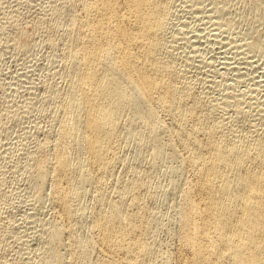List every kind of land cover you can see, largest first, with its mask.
<instances>
[{"label": "bare ground", "instance_id": "6f19581e", "mask_svg": "<svg viewBox=\"0 0 264 264\" xmlns=\"http://www.w3.org/2000/svg\"><path fill=\"white\" fill-rule=\"evenodd\" d=\"M174 1L59 0L51 7L56 30L49 42L62 56L65 87L50 86L56 127L36 142L26 164L34 202H48L52 210L44 223L42 264H160L158 219L149 198L153 171L166 155L185 175L177 249L166 263L264 264V128L250 121L254 128L243 130L249 103L238 95L225 96L218 113L179 68L168 40ZM200 2L192 10L207 13L216 29L200 35L195 21L201 30L193 43L206 39L227 48L226 39L207 38L217 39L225 29L218 15L223 11ZM241 42L232 48L235 56L220 63L237 76L245 74L241 64L253 67L256 60L237 53ZM246 42L251 52L262 47L255 36ZM230 107L239 114L234 121L224 117ZM132 146L127 164L125 151ZM3 233L0 222V264H8Z\"/></svg>", "mask_w": 264, "mask_h": 264}, {"label": "rangeland", "instance_id": "374dc122", "mask_svg": "<svg viewBox=\"0 0 264 264\" xmlns=\"http://www.w3.org/2000/svg\"><path fill=\"white\" fill-rule=\"evenodd\" d=\"M57 1L59 0H0V222L4 226L1 251L3 259L8 264L12 262L42 264V254L46 247L47 233L44 223L50 219L52 210L48 202L43 204L44 207L34 202L36 195L29 180L26 164L29 162L28 153L35 149L36 142L43 140L56 127L54 119L56 103L48 98L50 86L60 84L59 87H65V83L60 79L62 56L56 46H52L49 42L50 35L56 30V20L51 7ZM194 1L175 0L173 3L174 18L168 30L170 53L178 60L179 68L187 74L190 81L196 83L198 92L216 105L218 113L222 110L225 96L228 99L229 95H238L239 98L242 97L243 102L249 103L248 107V103H243L249 113V121L244 123L243 130H252L254 125L264 128V99H262L264 81L263 86L260 83L264 79L261 75L264 74L262 73L264 72V0H202L203 2L196 0L201 1V5L207 8L216 11L218 7L217 10L223 11V16L218 14L219 12L217 14L221 16L219 21L224 24L223 31L226 33L222 31L224 34L221 33L222 37L219 36L217 39L215 36L207 38L213 41L226 39L227 44L225 41L224 43L227 48H222L218 43L205 42L206 39H201L204 42L193 43L194 38L191 37L195 33L198 34L197 31L202 29L200 31L202 33L199 34L204 36L216 29L215 26L212 29L213 24L207 20L209 19L206 18L207 13L192 10V6L196 3ZM226 19L230 21L229 25H225ZM195 21L202 28L199 25L197 27ZM231 36L234 38L231 39ZM253 36L260 38L262 47L251 52L245 49V42L249 43ZM238 38L241 39L240 42L243 40L241 44L244 43L242 47L244 49H237V53L245 51L243 54L240 53L244 55L243 57L248 53L249 55L245 57L248 62L252 61L253 56H255L253 60H259L258 63H255L256 60L252 61L255 64L253 67L236 64L235 66H240L243 74L245 72L242 76H237L235 70L226 71L220 64L224 61V56H235L232 52L236 50L232 48L236 42L240 43ZM234 39L236 42L233 41ZM227 49L231 52L224 54ZM262 62L263 66L259 68ZM219 64L220 68L217 67ZM251 67L253 71L258 67L261 71L258 69L256 71L261 74L253 73ZM231 88L236 90L233 91ZM241 93L243 95L246 93L247 96L243 97ZM249 97L251 99H248ZM255 100L256 105L252 104ZM233 107L228 108L230 111L227 109L228 111L224 113L228 121L229 118L230 121L238 119L239 114ZM254 109L255 112L258 109V116ZM250 112H254L252 116L255 120ZM260 112L261 116H259ZM258 117L263 118L261 120ZM250 121L252 124L257 121V124L252 125ZM133 152V146L126 149L127 164L132 162ZM159 166L153 171L151 178L149 203L153 204L152 211L158 219L160 264H167V255L176 252L177 249L174 243L178 230L179 191L185 186V175L178 163L168 155L160 160ZM83 203H88V199H84ZM34 206L39 210L37 211Z\"/></svg>", "mask_w": 264, "mask_h": 264}]
</instances>
